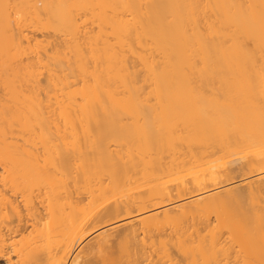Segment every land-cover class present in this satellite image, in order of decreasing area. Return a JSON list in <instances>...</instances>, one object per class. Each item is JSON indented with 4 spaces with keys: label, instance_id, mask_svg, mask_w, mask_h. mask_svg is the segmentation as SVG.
I'll return each mask as SVG.
<instances>
[{
    "label": "bare ground",
    "instance_id": "6f19581e",
    "mask_svg": "<svg viewBox=\"0 0 264 264\" xmlns=\"http://www.w3.org/2000/svg\"><path fill=\"white\" fill-rule=\"evenodd\" d=\"M0 88L7 264H264V0H0Z\"/></svg>",
    "mask_w": 264,
    "mask_h": 264
},
{
    "label": "rangeland",
    "instance_id": "374dc122",
    "mask_svg": "<svg viewBox=\"0 0 264 264\" xmlns=\"http://www.w3.org/2000/svg\"><path fill=\"white\" fill-rule=\"evenodd\" d=\"M92 20L90 19L89 20V22H91ZM34 30H37V29H35V28H33ZM52 35H54V34H52ZM55 39V38H54ZM53 39V40H54ZM55 58V55L54 54H52L51 55V64H54L53 63V59ZM65 65H64V67L62 68L63 70H64V74L65 75H68L69 73H68V71H65ZM138 70V72H139V69H137ZM140 73H141V71H140ZM71 81H74L73 79L71 80ZM3 97V94H2V91H1V88H0V98H2ZM40 147V146H39ZM1 171V170H0ZM256 178H255V176H252V177H241L240 176V174H236L233 178H232V180H230V181H228V182H224V180L222 179V181H220L219 182V184L217 185V187L216 188H211V189H208L207 191L209 192V193H211V194H215V193H217V194H219V193H225L226 191H229V190H231V189H235V188H243L248 182H253L254 180H255ZM202 194H204V192H201V193H195V194H192L191 196H188L187 198H185V199H182V200H177L176 201V204L177 205H183V204H185V203H190V202H194V201H196V200H198V199H200L201 198V196L200 195H202ZM214 215H212V220H214ZM113 223V222H112ZM109 224H111V223H109ZM109 224H106V225H102V226H97V227H94V228H91L89 231L90 232H92L91 234H89V235H92V234H94V235H92V236H90L89 238H87L86 240H85V242L82 244V246L81 247H86V245L87 246H91V243H96L95 242V238L97 237V235H98V232H101V231H104V230H106L105 229V227H107ZM96 234V235H95ZM116 233L115 232H112V233H107V234H104L102 237L103 238H109V237H111V236H113V235H115ZM95 237V238H94ZM94 239V240H93ZM89 244H88V243ZM86 243V244H85ZM95 245V244H94ZM88 249H86L85 251H87ZM88 254H89V251L87 252ZM86 255V254H85ZM105 255H107V252L106 251H102V250H98V249H96V251L94 252V254H91V256L90 257H92L93 259H95V260H97V259H101V258H103ZM86 258H88L87 256H86ZM0 264H7V260L6 259H4V260H2V259H0Z\"/></svg>",
    "mask_w": 264,
    "mask_h": 264
}]
</instances>
